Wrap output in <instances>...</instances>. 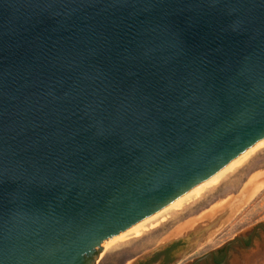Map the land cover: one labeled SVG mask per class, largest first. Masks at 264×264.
<instances>
[{
  "label": "water",
  "instance_id": "1",
  "mask_svg": "<svg viewBox=\"0 0 264 264\" xmlns=\"http://www.w3.org/2000/svg\"><path fill=\"white\" fill-rule=\"evenodd\" d=\"M262 140L264 0H0V264H82Z\"/></svg>",
  "mask_w": 264,
  "mask_h": 264
},
{
  "label": "rangeland",
  "instance_id": "2",
  "mask_svg": "<svg viewBox=\"0 0 264 264\" xmlns=\"http://www.w3.org/2000/svg\"><path fill=\"white\" fill-rule=\"evenodd\" d=\"M167 206L142 220H151L156 225L143 236L119 244L112 240L81 261L82 264H136L181 237L185 238L170 264H192L217 251L221 258L225 246L240 237L249 244L255 227L264 223V146L202 199L182 211H164L152 217ZM226 264H264V228L258 229L251 248L241 242L231 245Z\"/></svg>",
  "mask_w": 264,
  "mask_h": 264
},
{
  "label": "bare ground",
  "instance_id": "3",
  "mask_svg": "<svg viewBox=\"0 0 264 264\" xmlns=\"http://www.w3.org/2000/svg\"><path fill=\"white\" fill-rule=\"evenodd\" d=\"M261 146H264V140H262L260 143H258L257 145H255L254 147H252L251 149H249L248 151H246L245 153H243L236 159L226 164L219 171H217L212 176H210L209 178H207L200 184L196 185L195 187L187 191L185 194H183L182 196H180L179 198L171 202V204H168V206L164 210H162L158 214H155L152 217H156L157 215L161 214L164 211L166 212L182 211L187 206L202 199L212 188L219 186L229 173L236 171L239 167L243 166L244 163L251 156V154L256 149L258 150V148H260ZM149 219H153V218H149ZM154 227H156V225H153L151 223V220H144L142 222L137 223L133 227H131L129 230H127L126 232H124L123 234L115 238L113 241L117 240L115 244H119L121 242H126L135 237L136 238L141 237L147 231H149L150 229ZM115 244H112V245H115Z\"/></svg>",
  "mask_w": 264,
  "mask_h": 264
},
{
  "label": "flooded vegetation",
  "instance_id": "4",
  "mask_svg": "<svg viewBox=\"0 0 264 264\" xmlns=\"http://www.w3.org/2000/svg\"><path fill=\"white\" fill-rule=\"evenodd\" d=\"M257 232L254 235V240H252V236L254 234V232H253V234L250 237L249 244L247 243V241L244 237L243 238L245 241V245L240 240H238L237 242H241L242 245L246 248H251L254 245V241H255V237H256ZM183 238H185V237H181V238H179V239H177L171 243H167L165 246L156 250L152 255H150L144 259L139 260L136 264H170L173 260H175L174 252L176 251L178 246L183 242ZM230 247H231V245L228 248H226V246H225L223 253H222L223 257L221 256V258H220V253L218 251L214 252L215 264H223L224 262H225V264L227 263V260L229 258ZM220 260H221V262L218 263V261H220ZM206 261H209L210 264H212L210 256L207 257L206 259H204L203 261L198 262L197 264H201V263H204Z\"/></svg>",
  "mask_w": 264,
  "mask_h": 264
}]
</instances>
